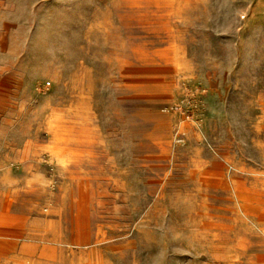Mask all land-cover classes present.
Masks as SVG:
<instances>
[{
  "label": "rangeland",
  "instance_id": "374dc122",
  "mask_svg": "<svg viewBox=\"0 0 264 264\" xmlns=\"http://www.w3.org/2000/svg\"><path fill=\"white\" fill-rule=\"evenodd\" d=\"M0 264H264V0H0Z\"/></svg>",
  "mask_w": 264,
  "mask_h": 264
}]
</instances>
